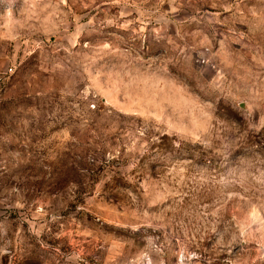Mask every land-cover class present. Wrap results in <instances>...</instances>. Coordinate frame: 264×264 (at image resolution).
Returning <instances> with one entry per match:
<instances>
[{"label":"rangeland","instance_id":"obj_1","mask_svg":"<svg viewBox=\"0 0 264 264\" xmlns=\"http://www.w3.org/2000/svg\"><path fill=\"white\" fill-rule=\"evenodd\" d=\"M0 264H264V0H0Z\"/></svg>","mask_w":264,"mask_h":264}]
</instances>
